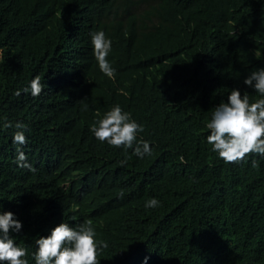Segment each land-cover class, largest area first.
<instances>
[{"label": "trees", "instance_id": "16d2710c", "mask_svg": "<svg viewBox=\"0 0 264 264\" xmlns=\"http://www.w3.org/2000/svg\"><path fill=\"white\" fill-rule=\"evenodd\" d=\"M260 67L264 0H0V206L23 222L28 264L40 235L85 219L108 243L98 264H264V156L226 162L205 140L213 108ZM37 75L41 93H25ZM115 104L151 154L93 136Z\"/></svg>", "mask_w": 264, "mask_h": 264}, {"label": "clouds", "instance_id": "9594fccd", "mask_svg": "<svg viewBox=\"0 0 264 264\" xmlns=\"http://www.w3.org/2000/svg\"><path fill=\"white\" fill-rule=\"evenodd\" d=\"M90 39L93 55L101 71L111 76L115 72L107 59L113 43L111 37L100 29L92 31ZM243 84L255 90L259 98L252 101L247 88L243 91L239 87L232 88L227 99L221 100L213 108L205 125L209 130L206 142L226 162L244 160L249 153L264 156V67L251 70L244 76ZM42 88L41 78L37 75L23 91H30L32 96H38ZM16 95H20L19 90ZM84 108H87L86 104ZM15 128L18 130L13 134V143L22 146L27 142V125L17 122ZM90 130L97 140L122 146L125 151L132 149L133 154L138 157L151 154L150 142L139 138V134L144 131L143 124L119 104L111 106L92 124ZM25 159V153L18 148L17 163ZM125 162L121 161L122 164ZM252 166H256L255 159L252 160ZM159 203L156 197H150L146 200L145 207H156ZM22 228L23 222L17 215L0 206V264H28L25 258L28 249L17 243L13 235L20 233ZM35 243V264H98V253L108 247L107 241L97 238L91 219H85L76 225L62 221L50 229L47 235H40ZM149 259L146 256L143 264H147Z\"/></svg>", "mask_w": 264, "mask_h": 264}]
</instances>
